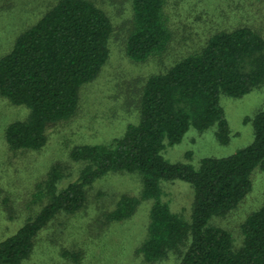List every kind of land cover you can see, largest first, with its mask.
<instances>
[{
  "label": "trees",
  "instance_id": "1",
  "mask_svg": "<svg viewBox=\"0 0 264 264\" xmlns=\"http://www.w3.org/2000/svg\"><path fill=\"white\" fill-rule=\"evenodd\" d=\"M33 2L41 6L46 0ZM248 2V13L257 10L261 15L258 26L248 24L242 15L243 23L209 30L196 40L175 36L167 0H129L126 57L141 64L163 62L171 50L176 54L144 80L136 101L137 121L128 124L120 137L106 145L70 150V161L82 167L75 182L58 189L64 167L49 168L31 194L38 208L0 240V264H23L34 252L39 234L60 214L82 210L85 190L112 173L136 176L139 196L121 195L104 215L105 225L126 222L142 201L151 202L146 237L134 249L143 264L171 256L175 264H264V198L241 222L239 248L227 230L209 224L234 211L251 193L253 174L264 173V110L249 119L251 141L230 155L203 158L198 167L170 162L162 155L165 146L180 143L190 129L213 128L216 141L227 145L230 128L222 97L241 99L264 86V0ZM46 4L41 17L24 28L0 57V98L28 112L5 128L10 151L42 149L50 127L78 115L82 89L99 77L109 60L113 26L97 1ZM166 182H182L192 189L188 220L162 201ZM67 257L78 264L81 251Z\"/></svg>",
  "mask_w": 264,
  "mask_h": 264
},
{
  "label": "rangeland",
  "instance_id": "2",
  "mask_svg": "<svg viewBox=\"0 0 264 264\" xmlns=\"http://www.w3.org/2000/svg\"><path fill=\"white\" fill-rule=\"evenodd\" d=\"M112 22L109 39V60L99 77L81 91L77 116L68 122L50 127L47 143L39 151H10L4 131L6 126L27 116L23 107L11 106L0 98V240L14 233L38 205L32 203L35 186L46 177L53 164H62L64 178L58 189L75 182L81 165L71 162L69 152L76 146H99L120 137L128 124L137 121V96L140 86L150 74L158 72L176 54L167 52L163 62L157 59L134 64L125 55L123 41L130 18L129 0H95ZM46 2L39 6L33 0H0V57L15 37L46 11ZM46 4V5H45ZM248 0H167V12L175 36L188 35L201 40L209 30L226 29L244 22L258 26L261 15L248 13ZM247 15V16H246ZM257 21V22H256ZM221 105L230 128V141L220 145L214 129L203 132L190 129L180 143L165 146L164 158L198 167L206 157H223L245 147L252 139L249 119L264 110V86L241 99L222 97ZM248 120V121H246ZM253 188L247 198L223 218H213L210 225L227 230L235 248L242 244L240 224L264 198V173L252 176ZM162 201L171 212L188 220L193 192L182 182L162 183ZM86 202L73 215L60 214L36 240L35 250L23 264H74L67 253L80 252L78 264H143L134 256V249L146 237L151 202L142 201L133 217L123 223H103L106 212L114 208L121 195L139 196V183L134 175L112 173L94 182L85 190ZM175 257L154 264H175Z\"/></svg>",
  "mask_w": 264,
  "mask_h": 264
}]
</instances>
